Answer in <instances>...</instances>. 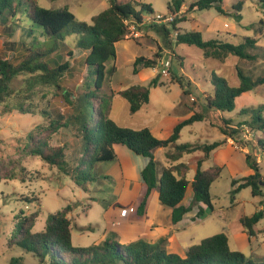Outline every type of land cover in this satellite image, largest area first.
<instances>
[{"label": "rangeland", "instance_id": "rangeland-1", "mask_svg": "<svg viewBox=\"0 0 264 264\" xmlns=\"http://www.w3.org/2000/svg\"><path fill=\"white\" fill-rule=\"evenodd\" d=\"M120 1L142 2L152 6L155 14H167L171 0ZM195 1L197 0H186V8L183 6L178 14L177 19L180 22L177 27L183 30L199 31L205 40L219 39L239 43L246 37H256L258 44L252 50L256 59L241 60L230 56L222 62L214 58H206L204 52L195 46L178 45L176 31L172 28L170 37L166 38L165 34L152 27L150 23H145L136 27L125 40L118 43L117 59L115 62L108 63V67L116 64L118 71L111 78L110 84L105 86L103 93L115 95L110 115L121 127L155 129L161 125L160 133L164 135L171 130L179 116L188 119L194 114H201L204 120L186 126L178 142L183 144L221 141L224 144L220 146V149L234 152L236 157L240 158L234 166H223L220 177L214 182L211 189L213 211L207 208V215L198 218V206H196L181 223L175 225L170 222L166 214L160 213L164 222L157 227L161 228L163 235L155 239L154 243L162 239L163 245L169 252L177 254L183 252L180 255L184 256L191 246L199 244L203 239L225 233L232 250L242 251L246 256L254 259L257 256H264V220L256 225L258 240L254 241L253 245L239 242L237 236L244 232L241 218L252 216L260 209L264 210V202H262L264 200L261 196L254 197L250 188L238 192L234 200L232 181L248 176L246 175L247 166H245L248 153L258 160L264 174V149H262L264 146L261 144L264 142V133L252 131L246 125H239L248 119V116H240L243 108L264 104V85L238 98L234 112L217 111L211 108L208 100L214 93L212 85L214 73L226 77L233 86L240 83L237 75L238 67L253 77L264 75V10L259 0H224L222 7L225 14L221 15L214 8L203 11L193 10L190 7ZM37 2L49 9L67 7L76 15L79 22L87 23H92V18L110 5L109 0H37ZM239 2L243 3V10L240 13L242 20L237 19ZM183 9L185 12H182ZM147 16L145 14L143 17ZM8 35L4 24L0 21V59L16 61L19 52L23 51L11 48V43L18 41L20 31L18 30L14 37ZM35 37L42 45L51 46L54 43L46 42L38 31ZM129 45L131 46L129 50L134 51L137 58L143 56L151 59L159 55L158 66L154 69L152 78L140 75L139 71L142 68L138 73L134 72L136 60L134 63H128L127 57H124L125 53H128L126 46ZM60 47L55 54V59L59 60L61 57V63L67 61L71 63V70L60 80L63 90L50 85L37 86L35 94L25 104V107H31L35 111L34 114L25 115L17 109L12 110L5 105H0V160L2 161L0 264H10L11 258L17 256H24L26 264H38V260L30 254L24 255L21 249L11 248L8 245L16 223L20 218L36 215L34 231H42L50 214L65 210L67 207L70 209L68 218L72 223L74 246L88 247L98 244L107 230L105 216L109 215L112 205L118 201L122 190L130 185L135 191L142 182L135 172L125 175L121 162L117 172V162H103L91 169L95 180L90 181L87 191H84L58 168L46 164L39 157L27 154L25 150L27 135L30 132H38L39 125L49 121L41 111L50 112L54 119H57L58 115L67 117L72 113V108L64 96V91H70L76 96L81 90L84 78L88 75L84 61L86 52L77 47L76 37H66L64 42H60ZM162 60L171 61L169 77L162 74ZM158 76L160 84L152 88L150 103L143 106L136 114H132L129 102L118 93L136 84L147 85ZM23 79L24 77H20V81ZM228 119H232L231 127L238 131L234 139L226 138L219 129L224 125V120ZM52 142L55 145H66L69 156L80 149V140L76 134L64 128L53 136ZM200 155V153L188 154L183 159L190 166L195 165V168L189 169L187 175L189 180L195 176L197 165L194 162ZM157 158L159 169L170 164L164 154H159ZM215 166L218 165H216L215 157L212 156L205 163L204 168ZM191 196L192 188L189 187L185 205L191 203ZM131 203L123 202L125 206H130ZM132 215L139 220L145 219V215L141 216L137 212ZM157 227L155 231H158ZM142 234L144 237L158 236L155 232L150 234L146 231V234ZM254 247L258 250L255 254L252 252Z\"/></svg>", "mask_w": 264, "mask_h": 264}, {"label": "trees", "instance_id": "trees-1", "mask_svg": "<svg viewBox=\"0 0 264 264\" xmlns=\"http://www.w3.org/2000/svg\"><path fill=\"white\" fill-rule=\"evenodd\" d=\"M110 6L92 18V23L79 22L76 15L67 7L60 9L45 8L37 0H0V21L5 32L14 37L19 30L18 41H12L13 49H22L18 60L0 59V105L17 109L22 114H34L31 107L25 104L35 94L37 86H56L63 90L60 80L71 70V63H61V57L55 59L66 37L75 36L77 47L86 52L85 66L88 75L83 80L80 92L74 96L64 91V96L71 105L72 113L57 119L47 111H41L48 123L39 125V131L29 133L25 141L28 155L39 157L46 164L56 167L69 177L79 188L87 191L90 181L95 178L91 169L103 162H114L118 157L116 146L124 147L137 156L148 160L141 172L146 186L137 213L144 216L149 198L154 190L159 192V201L164 207L172 210L171 222L175 225L198 206L197 217H204L207 208L213 211L211 189L222 173L221 166L203 168L211 154L224 143H179L182 130L195 122H202L203 115L194 114L179 122L168 139L157 138L149 127L133 129L119 126L112 119L111 105L115 95L103 93L106 85L117 73V66L108 63L117 59L116 44L125 40L129 34L125 20L142 23L145 14H154L152 6L142 2H123L109 0ZM186 0H171L168 10L180 13ZM224 0H197L191 4L193 10L216 9L225 14L222 7ZM264 10V0H259ZM243 3L239 2L237 19L242 20ZM139 7V8H138ZM178 19L172 29L177 32L178 45L195 46L204 52L206 58L225 61L230 56L241 60H255L252 50L257 47L256 37H246L242 42L232 43L219 39L205 40L203 34L195 30L179 29ZM158 31L171 35L167 26L152 25ZM46 41L54 43L46 46L38 42L36 32ZM157 57H138L134 63V72L141 68L155 69ZM239 85L233 86L224 76L213 74V96L209 98L211 108L220 112H234L237 99L259 86L264 85V75L253 77L237 68ZM20 77H24L20 81ZM159 76L147 85L136 84L118 95L130 104V112L136 114L143 106L150 103L152 88L159 86ZM163 85V84H161ZM240 116H248L240 126H248L252 131L264 133V104L243 108ZM232 119L224 120L220 126L226 138L234 139L238 133L231 127ZM72 131L80 140V149L71 156L66 145L53 144V136L62 129ZM264 146V142L261 143ZM168 148L166 153L170 164L159 169V162L154 152L158 148ZM264 149V147H262ZM201 154L197 161L196 174L191 182L187 175L189 163L183 161L188 154ZM246 165L252 170L248 176L233 179L232 198L243 189L250 188L254 197L261 196L264 200V174L258 160L251 154L245 158ZM2 161L0 160V171ZM15 178V175L12 177ZM189 186L192 187V201L184 205ZM264 202V201H262ZM69 207L50 214L45 229L34 231L36 215L20 218L16 223L8 245L21 249L23 254H30L38 260V264H264V256L251 258L243 252L232 250L229 238L220 233L203 239L199 244L191 246L185 256L169 252L163 245L164 240L156 243L143 238L120 243L116 233L99 244L88 247H77L73 244L72 223L68 218ZM264 220V210L260 209L252 216H243L241 224L248 236H256L255 226ZM10 264H26L24 256L13 257Z\"/></svg>", "mask_w": 264, "mask_h": 264}, {"label": "crops", "instance_id": "crops-1", "mask_svg": "<svg viewBox=\"0 0 264 264\" xmlns=\"http://www.w3.org/2000/svg\"><path fill=\"white\" fill-rule=\"evenodd\" d=\"M183 8H186L185 7V4H184V7ZM182 12H185V10L183 9ZM226 26L228 27L227 24H226ZM179 29H181V28H179ZM181 30L182 31H185L183 29H181ZM117 47H118V43L116 44V49H117ZM126 47H128V49H127L128 53L127 54L125 53V56L124 57L125 58L127 57L128 63H134V61L137 59V57L135 56L134 51H130L129 50L130 47H131L130 45L129 46H126ZM129 51L132 52V53L130 54ZM117 55H118V51H117ZM154 71L155 70L152 69V68H142L139 71V74L142 75L143 77H146V76L148 77L149 76V77L152 78ZM150 101H151V99H150ZM179 117L180 118H177L175 120L176 121L175 124L171 127V130L168 133L162 135L160 133V127H161V125H158V127H156L155 129H151L152 132H153V134L157 138H159L161 140L168 139L171 136L174 127L179 122L185 120V119L181 118V116H179ZM116 151H117L118 157H119L116 161H114V162H117L116 172L119 171L120 162H121V164L123 165V168H124V174L125 175L127 173L128 174H131L132 172H135V174L138 177H140L141 180H142L141 172H142L143 168L145 167V165L147 164L148 160L146 158L142 157V156L135 155L130 150H128V149H126L124 147H121L119 145L116 146ZM167 151H168V148H162L161 147V148L156 149L155 152H154L155 158L158 159L157 157H158L159 154L166 155ZM185 156L183 157V159L185 158ZM212 156H214L215 159H216V165L221 166V167L227 166V165H233L234 166L235 163L238 162L239 159H240V158H237L236 157V154L234 152H228V150H224V149L222 150V148L220 149V147L218 149H216L211 154L210 158ZM207 161H205L203 163V168H204V165H205V163ZM169 163H170V161H169ZM245 166H247L246 163H245ZM163 167L164 166H162V168ZM191 167H194L195 168V165L193 164L192 166H190V168ZM196 169H197V166H196ZM251 173H252V170L247 166L246 175H250ZM193 180H194V178H192L190 181L192 182ZM189 187H191V186H189ZM136 188L137 189H135V191H133V187H131L130 185H127L122 190L120 196L118 197V201L115 204L112 205V207H111L112 209H110L109 215L108 216H105L106 223H107V225H106L107 230L105 232V235H103L101 237L102 239H101V241L99 243H101L102 241H104L108 237L109 233H111V232L117 234L118 240H119L120 243H130V242L137 241V240H139L141 238H143V239H145V240H147L149 242L154 243L155 242V239L160 238L163 235V231L161 230V228L157 227V226H160L164 222L162 220V218L160 217V213L166 214L168 216V218L170 219V222H171L172 210L170 208H168V207H164L160 203L158 190H154L152 192L150 198H149L148 205H147V208H146V213H145V219L139 220L136 216L131 215L132 217L130 216V218H127V219L122 220L121 225L120 226H117V224H116L117 221L121 220L120 219V211H121V209L128 208V207H137L140 204V202H141V200L143 198V195L145 193V189H146V186L143 183V180L141 182V185H139V187H136ZM192 196H193V193H192ZM192 196H191V201H192ZM186 197H187V195H186ZM131 200H133V201H131ZM125 201H128V202L130 201L132 203L130 204V206H125V204H123V202H125ZM184 201H183V204H184ZM190 213H188V214H190ZM207 213H206V215H207ZM127 220H129V221H127ZM179 223H181V222H179ZM156 227H157L158 231H155L154 230ZM255 230H256V233H257L258 231L256 229V226H255ZM146 231L148 233H150V234L153 233V232H155V234H157L158 236H155V237H149V236L144 237V236H142L143 235L142 233L146 234ZM242 232L239 233L238 236H237V239L239 240V242H245L247 245H250L251 246V245H253V242L254 241L258 240V238H257V234L258 233L256 234V236L250 238L248 236V234L245 232V230H244L243 233ZM261 232H263V231H261ZM258 246H260V244ZM183 250H184V248H183ZM257 251L258 250H257L256 247H254L253 250H252L253 254H255ZM175 252H177V250ZM179 253L182 254L183 252L182 253L179 252ZM185 255H186V253H185Z\"/></svg>", "mask_w": 264, "mask_h": 264}, {"label": "built area", "instance_id": "built-area-1", "mask_svg": "<svg viewBox=\"0 0 264 264\" xmlns=\"http://www.w3.org/2000/svg\"><path fill=\"white\" fill-rule=\"evenodd\" d=\"M179 13H172L169 12L167 14L163 13H157V14H147V17H143L142 23L138 24L137 22H134L133 20H125V24L128 26L129 33L132 32V30H135L136 27H139V25L150 23L151 25H157V26H167L169 29L173 27V23L177 19ZM177 35V32H176ZM162 64V65H161ZM162 66V74L166 77H169L171 75V61L167 60L161 61ZM137 212L136 207H128L123 208L120 211V219L117 221V226H120L122 223V220L129 218L133 213Z\"/></svg>", "mask_w": 264, "mask_h": 264}]
</instances>
